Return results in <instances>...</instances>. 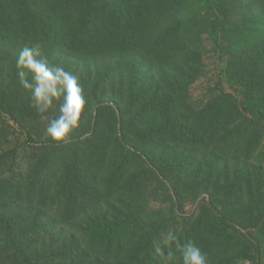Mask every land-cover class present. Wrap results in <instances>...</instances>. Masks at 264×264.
<instances>
[{"label":"trees","instance_id":"trees-1","mask_svg":"<svg viewBox=\"0 0 264 264\" xmlns=\"http://www.w3.org/2000/svg\"><path fill=\"white\" fill-rule=\"evenodd\" d=\"M255 1L263 12L240 27L225 70L242 98L222 95L198 109L186 97L200 73V54L187 45L196 25L182 13L191 4L206 9L202 26L220 48L226 0H0V79L17 81L15 60L36 41L52 64L66 56L104 61L131 76L116 87L114 104L84 113L66 142L29 135L43 154L28 171L0 157V264H162L153 242L168 231L180 244L195 242L207 264H242L247 253L264 264V175L249 162L264 139V0ZM177 62L161 82L150 72ZM111 69L95 91L109 85ZM18 97L0 86V117L19 124L23 115H47ZM242 162L229 178L230 165ZM152 174L173 185L180 210L185 193H210L209 201L198 215L175 212L166 225L165 209H150L146 199ZM65 229L74 235H53ZM49 237L50 249L59 247L50 256ZM171 250L182 264L175 244Z\"/></svg>","mask_w":264,"mask_h":264},{"label":"rangeland","instance_id":"rangeland-1","mask_svg":"<svg viewBox=\"0 0 264 264\" xmlns=\"http://www.w3.org/2000/svg\"><path fill=\"white\" fill-rule=\"evenodd\" d=\"M226 2L228 5V26L227 32L222 35L220 48H217L213 44L209 38L208 31L204 28V26H202L206 23V9H202L201 7H196L194 4H191L182 13V16L186 20L193 22V24L196 25V31L187 39V45H189L188 50L198 51L200 54V73L198 78H196L189 86L186 97L191 104L198 109H202L205 105L222 95L232 94L240 99L242 98V88L232 86L227 82L225 78V70L226 67L230 65L232 59L233 61L235 60L237 50L236 38L240 36V27L244 23L250 22L259 17L263 12V7L255 0H226ZM61 63L67 71L79 75L80 82L84 88V94L87 98V104H89L88 102L91 103L89 104L90 111H85L86 114H84L88 118L91 116V110L95 111L97 108L96 105L99 102L106 101L114 104L116 98L115 89L116 87L122 85V79L124 84L127 83L126 80H128V82L131 81V76H127V71L124 66H120V68L116 67L119 64H111L110 67L109 64L104 61L80 60L71 56L64 57ZM177 64H179V62L170 67L160 68L157 66H151L149 68L151 74L159 82H161V76L170 75L173 72L174 66ZM109 69H111L110 73H113L110 74L112 80L109 85H103L98 89V91H95L94 87L96 83H99V81L103 79V75L108 73ZM2 77V79H0V86L3 85L8 93L14 92L19 95V100L25 102L24 105H28L29 101H31L30 95L21 87L19 77L16 78L17 81L7 73H5ZM151 86L156 88L158 85ZM19 104L22 105L20 102ZM31 107L35 110L33 104ZM46 114V116L39 119H32L30 117L26 118L23 115V120L21 119L19 124L6 115L3 118L0 117V157L4 158L7 163H10V165L18 171H28L33 161L43 154V150L37 147L39 144H29L28 136L32 135L34 139H42L43 137H46L45 127L47 125L48 118L55 114V109ZM83 122H81L82 125ZM119 127L120 126L118 125V128ZM249 162H251V164H253L256 168L254 171L256 176H258L260 170L264 175V139L263 143L255 151ZM245 167L246 162H242L240 165L237 163L230 165V168H228V173L230 174L229 178H231V176H236V174L239 175ZM152 177L154 180L148 182L149 188L146 190V199L149 202L148 204L150 209H165L166 212L164 211L165 213H163V217L166 225L170 222L171 216L175 215V212L180 216L198 215L202 205L204 203H208L209 201L210 193H204L198 199L194 196V192L185 193L182 200H179L183 206L180 210L173 204L172 197H176L173 185H169L167 183L161 184L155 178L154 174H152ZM259 180L260 179H258V181ZM221 182L224 183L223 180ZM263 194L264 191L260 194V196ZM257 198L258 197H256V199ZM169 209H172L170 214L168 213ZM88 219L89 218L87 217L85 220ZM83 226V223L78 225L80 229H83ZM175 227V224L171 225V229H175ZM73 232H75V230L65 229L64 232L57 231L53 235L57 236L65 233V238L74 235ZM58 242L59 241H53L52 245H56ZM50 244L51 242L49 237L47 249L48 251L50 250L48 253L49 256L53 254V251H58L59 249V247L56 246L50 249ZM245 257L246 259L242 262V264H257V259L256 257L254 258L253 254L247 253Z\"/></svg>","mask_w":264,"mask_h":264},{"label":"clouds","instance_id":"clouds-1","mask_svg":"<svg viewBox=\"0 0 264 264\" xmlns=\"http://www.w3.org/2000/svg\"><path fill=\"white\" fill-rule=\"evenodd\" d=\"M15 66L19 83L29 93L35 110L48 113L55 109V114L48 118L45 135L52 142H66L80 128L87 106L79 75L67 71L62 63H50L39 41L22 48ZM173 244L180 252L182 264H207L206 254L195 242L188 240L180 244L172 231L153 242L154 254L162 264H175Z\"/></svg>","mask_w":264,"mask_h":264}]
</instances>
